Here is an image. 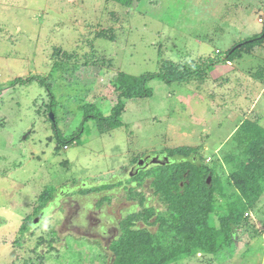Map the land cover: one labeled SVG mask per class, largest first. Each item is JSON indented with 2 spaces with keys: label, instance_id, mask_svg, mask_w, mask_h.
Listing matches in <instances>:
<instances>
[{
  "label": "rangeland",
  "instance_id": "obj_1",
  "mask_svg": "<svg viewBox=\"0 0 264 264\" xmlns=\"http://www.w3.org/2000/svg\"><path fill=\"white\" fill-rule=\"evenodd\" d=\"M160 4L0 0V264H110L121 221L145 204L165 208L152 184L157 167L128 175L130 166L168 149L194 147L195 160L214 169L212 223L241 200L231 175L245 159L241 124L264 127V42L220 59L262 31L264 0ZM169 61L203 69L184 82L151 80V96L126 100L120 127L101 133L95 117L85 120L89 105L111 113L119 72H159ZM32 75L46 78L53 100L37 81L12 84ZM51 112L64 136L80 130L79 139L58 148ZM262 185L235 244L172 264H264ZM45 189L54 199L42 218L34 210ZM29 216L33 228L23 227ZM134 224L158 230L142 217Z\"/></svg>",
  "mask_w": 264,
  "mask_h": 264
},
{
  "label": "trees",
  "instance_id": "obj_2",
  "mask_svg": "<svg viewBox=\"0 0 264 264\" xmlns=\"http://www.w3.org/2000/svg\"><path fill=\"white\" fill-rule=\"evenodd\" d=\"M114 1L132 7L135 0ZM149 1L156 5L155 9L160 8V0ZM263 42L264 25L260 33L233 45L220 60L223 63L231 61L238 52L251 51ZM238 44L241 47H236ZM234 47L236 48L232 51ZM214 62L209 60L205 66L209 67ZM202 69L201 65L181 67L169 61L163 63L159 72L134 75L121 71L115 81L119 98L111 113L107 116L101 112L92 114L89 109H93L94 105H89L85 120L95 117L101 133L120 127L124 125L122 113L126 100L151 96L153 89L148 86L151 80L160 78L168 83L184 82L199 76ZM32 81L46 85L53 100L49 83L41 75L17 78L12 84ZM52 122L58 148L69 146L79 139L80 130L66 137L59 131L57 121ZM239 134L246 145L245 159L238 164L231 178L241 200L228 204L229 211L220 215L219 225L211 220V213L216 209L214 169L195 160L197 151L194 147L168 149L164 154L169 156L170 161L156 166L158 170L154 173L152 183L165 208L157 210L154 206L145 204L143 211L129 214L121 221L124 224L122 233L110 245L113 253L110 264H172L197 252L217 254L221 249L235 244L236 228L243 221L247 210L253 208L260 199L264 181V127L247 119L241 124ZM209 175L212 177L210 183L207 181ZM106 187L108 185L103 184L102 188ZM53 197V193L45 189L40 195L41 203L35 208L34 214L39 213ZM137 217H142L148 225H156L158 230L154 232L147 227L136 226L134 219ZM31 221L29 216L23 227L29 225L32 228Z\"/></svg>",
  "mask_w": 264,
  "mask_h": 264
},
{
  "label": "flooded vegetation",
  "instance_id": "obj_3",
  "mask_svg": "<svg viewBox=\"0 0 264 264\" xmlns=\"http://www.w3.org/2000/svg\"><path fill=\"white\" fill-rule=\"evenodd\" d=\"M153 158H151V157H148V158H146L145 160H144V162L142 163V165H139L138 163H137V161L133 164V165H131L130 166V169H129V171H128V175H137V174H139L141 171H145V170H147V169H151V168H153L154 166H157V165H160V164H165L166 162H169L170 160H169V156H167V155H163V156H161V155H159L158 156V160L157 161H155V162H151V160H152ZM62 194V193H61ZM81 196H85V195H81ZM54 199V198H53ZM51 201V200H50ZM91 205H88V207H90ZM49 208H51V207H49V206H45L42 210H40L39 211V213H40V215H41V217L43 218L48 212H50V209ZM45 209H47L48 210V212H47V210H45ZM39 213H37L36 215H38ZM35 215V216H36ZM41 218V219H42ZM81 219H82V221L83 222H85V221H87L88 222V218L87 217H85V215L84 214H81ZM79 219H77V221H78ZM105 223H106V221H105ZM119 223V225H121L120 224V222H118ZM102 227H105L106 225L105 224H100ZM32 226V225H31ZM79 226V225H78ZM78 226H77V224H75L74 225V227L75 228H78ZM33 228V227H32ZM104 233H107V231L105 230L104 231ZM116 234V233H115ZM114 234V235H115ZM118 237V236H117ZM117 237H112V238H110V242L112 243Z\"/></svg>",
  "mask_w": 264,
  "mask_h": 264
},
{
  "label": "water",
  "instance_id": "obj_4",
  "mask_svg": "<svg viewBox=\"0 0 264 264\" xmlns=\"http://www.w3.org/2000/svg\"><path fill=\"white\" fill-rule=\"evenodd\" d=\"M236 47H241V44H238ZM236 47H234V48L232 49V51L235 50ZM50 117H51L52 120H55L54 114H53L52 112L50 113ZM157 160H158V156H157V157H154V158L151 160V162H155V161H157ZM143 162H144V160H140V161L138 162V164H139V165H142ZM211 178H212L211 175H209V177H208V179H207L208 183L211 182ZM37 221H38V219H36V220L34 221V223H36Z\"/></svg>",
  "mask_w": 264,
  "mask_h": 264
}]
</instances>
